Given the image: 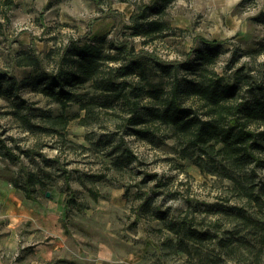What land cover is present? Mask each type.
Listing matches in <instances>:
<instances>
[{"label":"rangeland","instance_id":"rangeland-1","mask_svg":"<svg viewBox=\"0 0 264 264\" xmlns=\"http://www.w3.org/2000/svg\"><path fill=\"white\" fill-rule=\"evenodd\" d=\"M149 22L157 29L140 31L146 27L137 23ZM97 36L118 59L102 60L100 76L132 59L143 66L119 77L128 89L149 82L168 89L175 68L207 41L222 44L214 66L220 76L245 66L260 78L264 0H0V73L18 87L13 96L0 93V264H96L100 245L114 252L100 264H250L246 251L228 253L219 241L241 232L257 244L243 217L264 222V207L222 173L184 159L169 128L132 125L131 109L94 81L71 90L67 109L50 95L69 48ZM60 115L66 129L55 122ZM30 175L41 185L33 198L22 189ZM255 184L264 186L263 167ZM187 214L195 229L214 236L191 253L171 247L167 227Z\"/></svg>","mask_w":264,"mask_h":264},{"label":"trees","instance_id":"trees-1","mask_svg":"<svg viewBox=\"0 0 264 264\" xmlns=\"http://www.w3.org/2000/svg\"><path fill=\"white\" fill-rule=\"evenodd\" d=\"M134 19L138 21L137 16ZM157 24L137 23L140 29L146 27V30H140L143 33L153 32ZM103 40L97 36L94 43H75L69 48L59 65V80L49 85L50 95L67 109L71 90L78 84L94 81L131 109L133 114L129 122L132 125L150 122L169 128L181 147L184 159L192 160L204 173H222L234 183L239 194L264 207V186L258 188L255 184L257 169L264 168V71L259 78L258 74L252 72L253 69L241 66L230 75L220 76L214 66L219 57L217 49L222 44L219 41H207L206 47L194 60H188L175 68L176 74L168 89L156 87L151 82L150 88L137 86L128 89L119 77L129 71H138L143 66L139 61L129 58L128 48L116 46L118 52L124 53L132 61L125 66L122 64L108 78L100 76L102 60H118L115 56L106 55ZM160 65L162 69L169 68ZM180 69L191 72L194 77L182 78ZM2 80L7 86L3 88L0 85V93L13 96L18 90L16 78L0 73ZM248 93H252L253 97ZM145 97L151 101L148 108L142 106ZM190 100L191 104L188 103ZM55 122L66 129L69 120L65 115H60L55 118ZM37 185H40V181L33 175L28 176L22 188L28 198L34 197ZM243 219L245 227L257 231V244L240 232L239 236L222 238L220 245L228 253L246 251L251 258L250 264H264V222L246 216ZM167 227L175 237V242L170 241V245L176 251L191 253L193 247L214 237L211 233L195 229L188 214L178 221L169 222ZM50 264L78 263L58 258ZM207 264L220 263L209 260Z\"/></svg>","mask_w":264,"mask_h":264},{"label":"crops","instance_id":"crops-1","mask_svg":"<svg viewBox=\"0 0 264 264\" xmlns=\"http://www.w3.org/2000/svg\"><path fill=\"white\" fill-rule=\"evenodd\" d=\"M60 233H63L62 230H60ZM61 236L63 237L62 239L64 241L66 236L64 237L63 234ZM113 256L114 252L109 247H107L106 245H100L97 254H94V258H92V260L96 262V264H100V262L102 261L112 260L114 258Z\"/></svg>","mask_w":264,"mask_h":264},{"label":"water","instance_id":"water-1","mask_svg":"<svg viewBox=\"0 0 264 264\" xmlns=\"http://www.w3.org/2000/svg\"><path fill=\"white\" fill-rule=\"evenodd\" d=\"M50 195H51L50 192H47V197H50Z\"/></svg>","mask_w":264,"mask_h":264}]
</instances>
